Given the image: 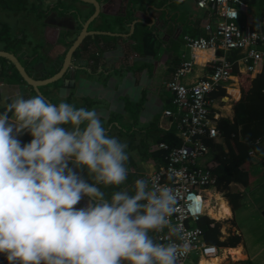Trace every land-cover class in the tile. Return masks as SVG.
<instances>
[{
  "label": "crops",
  "instance_id": "crops-1",
  "mask_svg": "<svg viewBox=\"0 0 264 264\" xmlns=\"http://www.w3.org/2000/svg\"><path fill=\"white\" fill-rule=\"evenodd\" d=\"M11 1L0 0V49L15 53L37 79L55 75L61 69L70 45L82 31L81 24L95 12L94 6L79 0H33L31 3L15 0L18 2L15 7H8ZM97 2L101 11L89 30L121 37L111 34L89 36L74 54V64L78 69L72 68L63 80L42 87L41 92L57 105L61 101L76 108L102 105L96 111L108 135L128 145L127 180L119 186L99 185L106 198L110 199L113 193L122 190L134 195L135 182L143 174L153 173L165 164L166 152L160 144L177 143L166 142L163 138L172 135L180 142L175 136L176 127L170 120L163 119L166 110L175 109L173 95L166 83L182 62L192 57L190 48L186 46V37L208 38L219 17L213 11L200 9L196 0ZM6 9L11 11L6 12ZM250 11L253 13L249 14L247 22L244 20L242 23L264 25L261 21L264 6L258 4ZM151 30L157 36L153 51L145 46L143 40V34L151 33ZM219 52L198 53L197 65L188 81L210 74L215 60L224 54L220 56ZM223 87L228 88L229 96L215 101L214 114L217 119L234 120L235 104L253 98L254 78L251 74L234 71L230 83ZM26 90L27 86L18 81H0V113L17 95L30 98ZM65 127L70 129L71 125ZM19 138L23 143L32 139L27 133ZM259 147L261 152L252 151L250 164L244 165L249 173V185H231L232 192L241 195L236 211L232 210L223 194L212 191L215 206L211 212H219L216 196L224 200L231 210L230 216L211 217L225 222L223 239L238 234L242 243L236 248L219 247L218 258L204 260H218L216 264H256L264 254V141L259 143ZM215 161L213 166L217 164ZM82 175L89 183H95L86 169ZM87 199L76 207H84ZM150 236L155 239L154 231ZM238 248L243 252L242 257L234 258L230 251ZM203 259L194 255L188 264H200ZM0 264H8L4 254H0Z\"/></svg>",
  "mask_w": 264,
  "mask_h": 264
},
{
  "label": "clouds",
  "instance_id": "clouds-1",
  "mask_svg": "<svg viewBox=\"0 0 264 264\" xmlns=\"http://www.w3.org/2000/svg\"><path fill=\"white\" fill-rule=\"evenodd\" d=\"M25 133L28 143L19 138ZM127 148L107 134L95 109L39 95L7 104L0 113V254L8 264H176L179 246L150 236L170 225L172 190L138 179L134 195L122 190L108 199L99 187L127 180ZM85 169L95 183L83 178Z\"/></svg>",
  "mask_w": 264,
  "mask_h": 264
},
{
  "label": "built area",
  "instance_id": "built-area-1",
  "mask_svg": "<svg viewBox=\"0 0 264 264\" xmlns=\"http://www.w3.org/2000/svg\"><path fill=\"white\" fill-rule=\"evenodd\" d=\"M200 9L210 10L219 17L208 38L186 37V46L192 57L187 58L166 83L173 95L174 110H166L163 119L176 127L175 136L180 144L161 143L165 164L153 173L139 179L153 185L168 187L175 197L170 225L162 231L153 230L156 243H175L179 246L176 264H188L192 256L215 259L220 248L206 243L202 230L196 225L204 216L212 217L214 209L212 191H216V178L211 173L213 149L207 141L223 142L214 114L215 100L211 97L230 83L234 75L233 63L228 55L239 52V59L248 72L256 73L264 66V25L248 26L241 22L240 11L246 7L241 0H196ZM222 51L215 60L210 74L188 81L197 65V54ZM170 227L179 229L177 234Z\"/></svg>",
  "mask_w": 264,
  "mask_h": 264
},
{
  "label": "trees",
  "instance_id": "trees-1",
  "mask_svg": "<svg viewBox=\"0 0 264 264\" xmlns=\"http://www.w3.org/2000/svg\"><path fill=\"white\" fill-rule=\"evenodd\" d=\"M246 5L247 10L243 8L240 11L241 22L248 20L252 7L264 6V0H241ZM262 22H264V13H261ZM152 31V30H151ZM147 32V31H146ZM152 33V34H151ZM143 34L144 44L148 49H152L155 44V35L152 32ZM153 35V36H152ZM154 37V38H153ZM220 56L223 54L219 52ZM241 55L239 52H232L229 60L233 63L234 71L240 73L251 74L254 78V94L251 99H244L237 102L234 106L235 118H220L217 120V129L223 137V142L207 141L213 149L214 160L217 162L211 168L212 175L216 178V190L223 194L224 198L229 202L233 211L239 207L241 200L240 194H234L231 185L242 184L249 185V173L244 165L250 164L251 152L260 153L259 143L264 141V66H259L256 73L248 72L246 66L239 60ZM2 67L0 73V81L8 82L18 81L24 86L25 82L19 73L12 66H9L4 60H0ZM57 84V83H56ZM29 96H36L35 92L28 88ZM228 88L221 87L217 92L212 94L215 101L228 97ZM169 143L180 144L172 135L163 138ZM225 222L217 221L211 217L204 216L198 222L197 226L202 230L203 237L207 244L215 245L221 248H236L242 243V237L238 234H231L223 239L222 228ZM154 242L156 240L153 237Z\"/></svg>",
  "mask_w": 264,
  "mask_h": 264
},
{
  "label": "water",
  "instance_id": "water-1",
  "mask_svg": "<svg viewBox=\"0 0 264 264\" xmlns=\"http://www.w3.org/2000/svg\"><path fill=\"white\" fill-rule=\"evenodd\" d=\"M79 1L86 3V4H89V5H93L95 8V12L85 23L81 24L82 25V31L79 33V35L77 36L75 41L70 45V48L67 51V54L63 60L61 69L55 75L48 77L47 79H44V80L37 79V78H35V76H33V74H31V72L28 70V68L23 64L22 60L15 53L0 49V60H4L5 62H7V64L9 66L14 67L16 69V71L19 73L22 80L25 82L27 88H30L31 91L35 92L39 96H42L43 98H45L50 103H52V102L50 100H48L42 94L41 88L48 86V85H54V84L60 82L61 80L64 79L66 73L69 70H71L72 68L78 69V66H76L74 64V60H73L74 54L79 49L82 48L85 40L89 36L111 34L113 36L121 37V35H119V34L90 31L89 30L90 24L99 16L100 11H101V6L97 2V0H79ZM80 18L81 17H79V21L82 22ZM156 37L157 36H155V38ZM156 40H157V38H156ZM26 91L28 92V90H26ZM101 106L102 105H100V104H93L90 106H85L83 108H86L88 110H92V109L99 110V109H101ZM106 132L108 134V131H106Z\"/></svg>",
  "mask_w": 264,
  "mask_h": 264
},
{
  "label": "bare ground",
  "instance_id": "bare-ground-1",
  "mask_svg": "<svg viewBox=\"0 0 264 264\" xmlns=\"http://www.w3.org/2000/svg\"><path fill=\"white\" fill-rule=\"evenodd\" d=\"M214 198H216L217 202L219 203L220 208L217 209V211H219L218 214H215V213L211 212V215L213 217L217 218V219L220 218L221 216L222 217L223 216H225V217L226 216H230L231 215V210L228 207V204L224 200L220 199V197L216 196ZM217 208H218V206H217ZM242 253L243 252L239 248L230 251V255H232L234 258H241L242 257ZM202 259H203V257H202ZM215 262H218V260L207 261V260L203 259L200 264H216Z\"/></svg>",
  "mask_w": 264,
  "mask_h": 264
},
{
  "label": "rangeland",
  "instance_id": "rangeland-1",
  "mask_svg": "<svg viewBox=\"0 0 264 264\" xmlns=\"http://www.w3.org/2000/svg\"><path fill=\"white\" fill-rule=\"evenodd\" d=\"M27 1L30 2V3L33 2V0H27ZM17 3H18V2L15 3V0H12L11 3H9V4H7V5H8V7H15V5H16ZM8 11H11V10L6 9V12H8ZM0 16H1V15H0ZM35 61H36V59L34 60V62H35ZM223 197H224V196H223ZM213 206H215V205L213 204ZM221 218H222V217H221ZM231 261H232V262H236V261H233L232 259H231ZM257 263H258V264H264V254L262 255L261 259L257 261ZM257 263H256V264H257ZM236 264H241V263H236Z\"/></svg>",
  "mask_w": 264,
  "mask_h": 264
}]
</instances>
